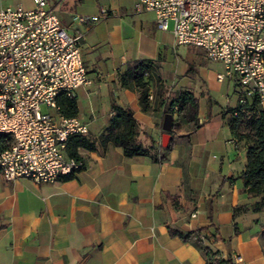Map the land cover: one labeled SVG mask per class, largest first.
<instances>
[{
	"label": "crops",
	"instance_id": "0c3cea01",
	"mask_svg": "<svg viewBox=\"0 0 264 264\" xmlns=\"http://www.w3.org/2000/svg\"><path fill=\"white\" fill-rule=\"evenodd\" d=\"M47 2L68 34L82 36L80 54L90 84L74 98L86 135L98 138L114 115L112 105L129 108L140 127L138 142L156 159L126 158L120 147L97 145L80 151L81 168L70 180L4 184L0 264H206L199 244L171 233L199 230L220 256L239 254V264H264L257 228L244 227L242 215L232 211L248 202L237 179L246 147L222 117L236 104L229 96L231 87L236 90L233 80H217L223 66L204 67L203 52L198 65L185 62L175 51L181 46H175L171 29L157 30L151 12L136 13L137 0ZM16 6L31 9L33 2L0 0V9ZM76 16L99 20L79 24ZM137 60H151L169 91L197 99L195 128L166 132L162 109L141 110L136 92L120 84V73Z\"/></svg>",
	"mask_w": 264,
	"mask_h": 264
},
{
	"label": "built area",
	"instance_id": "2783aa9c",
	"mask_svg": "<svg viewBox=\"0 0 264 264\" xmlns=\"http://www.w3.org/2000/svg\"><path fill=\"white\" fill-rule=\"evenodd\" d=\"M32 2L31 9H0V188L18 179L53 184L74 174L82 164L65 154L67 141L88 133L87 124L65 117L57 104L58 97L73 98L90 84L82 36L66 32L47 0ZM134 11L153 13L159 31L172 23L175 46L201 49L223 66L218 81L233 80L240 104L255 94L264 109V0H137ZM98 20L75 17L79 24ZM209 237L189 236L206 264L242 262L239 254L213 255Z\"/></svg>",
	"mask_w": 264,
	"mask_h": 264
},
{
	"label": "trees",
	"instance_id": "16d2710c",
	"mask_svg": "<svg viewBox=\"0 0 264 264\" xmlns=\"http://www.w3.org/2000/svg\"><path fill=\"white\" fill-rule=\"evenodd\" d=\"M154 71V63L151 60H137L127 64L120 73L121 86L136 92L143 112L160 110L165 104V86ZM151 86L156 90L152 101L149 100L148 95ZM57 104L65 117H76L77 105L74 97L60 96ZM174 108L184 114L185 123H194L197 126L198 101L191 93L176 94L166 104L165 114H170ZM112 110L114 115L109 118L107 126L97 139H92L88 135H72L67 141L65 154L81 161L80 151H94L97 145L110 144L120 147L126 158L149 157L155 160L150 150L143 148L137 140L140 127L132 111L115 104L112 105ZM222 117L236 141L242 142L246 147V165L237 179L242 180V191L248 198V202L232 208L234 217L247 212L264 213V109L254 94L246 98L245 104H240L236 100V104L227 108ZM60 178L65 181L70 180L73 174ZM171 233L181 236L184 240L188 239L191 234L184 236L178 232L172 231ZM215 254L218 253L214 252L213 255Z\"/></svg>",
	"mask_w": 264,
	"mask_h": 264
},
{
	"label": "rangeland",
	"instance_id": "374dc122",
	"mask_svg": "<svg viewBox=\"0 0 264 264\" xmlns=\"http://www.w3.org/2000/svg\"><path fill=\"white\" fill-rule=\"evenodd\" d=\"M172 28V23L169 24V30ZM176 53L179 57L184 58V61L186 62V59L190 62V63H195L196 65H198V63H200L202 60V55H203V51L199 48H195V47H187V46H181L179 48H177ZM201 52V53H198ZM173 55V54H172ZM175 55H173L170 59V61H172L170 64L171 67L174 68V57ZM173 58V59H172ZM217 63H213L210 61H207L204 59V67H207L209 69H215L217 68ZM149 92L148 95L150 96L149 100H154V96H155V88H153L152 86L149 87ZM165 89V96L164 98L165 100V104L162 107V110L165 111L166 109V104L169 103L176 94H178L179 92L177 91H169L168 88L164 87ZM229 96H230V101L231 103H235L237 100V95L236 92H234L233 88H230V92H229ZM42 111L43 112H48L49 110L45 107L42 106ZM52 112V111H51ZM165 113V112H164ZM170 114L172 115V126L171 129H178V128H183L185 127V125L189 127H191L192 129L195 128L196 126L194 125V123H188L186 124L184 122V114L181 113L177 108H174V110L172 112H170ZM242 217V223L244 225V227L246 228H251L252 226L255 227V229L257 228V232H259V237L261 238V242H262V249L264 252V213H259V214H254L251 212H247L244 215L241 216Z\"/></svg>",
	"mask_w": 264,
	"mask_h": 264
},
{
	"label": "water",
	"instance_id": "95a60500",
	"mask_svg": "<svg viewBox=\"0 0 264 264\" xmlns=\"http://www.w3.org/2000/svg\"><path fill=\"white\" fill-rule=\"evenodd\" d=\"M172 126V115L165 114L162 121V129L166 132L170 131Z\"/></svg>",
	"mask_w": 264,
	"mask_h": 264
}]
</instances>
